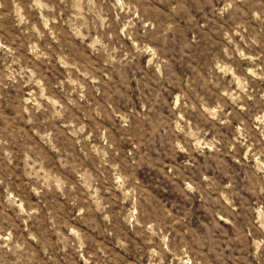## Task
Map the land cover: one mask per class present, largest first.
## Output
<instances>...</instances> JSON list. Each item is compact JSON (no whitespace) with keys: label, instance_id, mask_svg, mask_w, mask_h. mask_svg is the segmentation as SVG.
Instances as JSON below:
<instances>
[{"label":"rangeland","instance_id":"1","mask_svg":"<svg viewBox=\"0 0 264 264\" xmlns=\"http://www.w3.org/2000/svg\"><path fill=\"white\" fill-rule=\"evenodd\" d=\"M13 2L0 9V244L32 264H260L264 22L244 15L249 0H94L82 20L81 0H37L49 7L28 25ZM185 124L191 148L173 150Z\"/></svg>","mask_w":264,"mask_h":264},{"label":"clouds","instance_id":"2","mask_svg":"<svg viewBox=\"0 0 264 264\" xmlns=\"http://www.w3.org/2000/svg\"><path fill=\"white\" fill-rule=\"evenodd\" d=\"M8 4L6 3V0H0V9L7 7ZM113 7L116 8H121L122 11H134L135 10V5H131V8H129L128 4H123V0H115V3L112 5ZM235 6V0H233L232 4H229L228 7H234ZM37 7H44L48 8L49 6L47 4L45 5H38L37 0H14L13 2V12L17 17V22L18 24H24L28 25L29 24V16H28V9L31 8H37ZM161 7H165L169 10H175L179 7V4L177 3V0H163ZM78 11L74 13V15L78 19H83L84 16L88 15L89 12H92L94 8H96V4L94 3V0H81L80 5H77ZM52 10L50 9L49 15H52ZM95 15V14H94ZM246 17L249 19H255L259 22H264V0H249L248 3V11L244 13ZM134 22H140L145 19H150L146 15L140 17V21L136 20V17L134 16L133 18ZM96 20L100 24H104V26L107 27V24L105 22L108 20L107 14H104L102 16H96ZM31 29L35 30V32L39 33L40 29L35 25L31 24L29 26ZM43 27L47 28L48 27V21L45 20ZM81 27L87 28L88 25L86 23H82ZM242 27V26H241ZM128 28L130 31L135 32L134 24H129ZM79 34V33H78ZM106 39H111V35H106ZM139 39V37H136ZM101 40L96 39L92 45L93 48L96 47V45H100ZM112 52L115 53L117 52L116 49H112ZM131 55V53H129ZM241 56L244 55L243 52L240 53ZM111 59H116L115 55ZM111 62V61H109ZM35 75V73H34ZM9 79H15V76H9ZM75 83V81H73ZM81 99H84L83 94H81ZM99 115V113H98ZM264 119V118H262ZM187 125L185 124L183 128L179 127V125L176 126L174 129V135L171 141V147L173 150L180 151L181 149L178 148L177 144V137L179 139H183L186 142V146L191 148V143L192 141L188 139V137L191 135L190 133L186 132ZM79 131L83 133L85 131L84 127L81 126ZM183 134V135H180ZM197 144L199 142L197 141ZM111 149L109 150V154H111ZM262 156H264V153H261ZM185 163L187 164L188 161L186 160ZM125 166L123 164H120V167L118 171L128 182V186L131 187L133 184L132 179L126 175L125 171ZM171 171V170H169ZM264 171V169H262ZM110 182H111V177H110ZM0 183H3L2 180H0ZM119 185V181L111 182L112 187H116ZM39 186V185H38ZM122 187V185H120ZM12 191H15V189H12ZM17 198H19V194H17ZM6 199L9 200L10 203L15 204V200L12 199L11 195L9 194ZM83 211V209H81ZM105 220H108V216L105 215L104 217ZM110 223V221H109ZM148 229H151L153 226L152 224L147 225ZM67 231V229H65ZM72 236L68 237L65 239L63 236L61 237V242L64 243V248H59L57 249L58 253H64L65 258L67 259L68 257L74 255L77 251V238L79 234L77 233L76 229L73 228L71 229ZM35 238V237H34ZM82 243V242H81ZM12 247L9 248L7 244H0V264H32V258L25 256L24 253L28 251V249H24L22 247V244H17L14 241H11ZM72 249V253H68V249ZM253 253L251 251L248 252V256H252ZM51 258V257H50ZM90 260H94V264H105L104 257L102 255H97L95 258L92 256L89 257ZM257 260L260 261V264H264V250H260L258 256L256 257ZM59 264V262H57ZM71 264H79L78 261H71ZM248 264H255L254 260H249Z\"/></svg>","mask_w":264,"mask_h":264}]
</instances>
